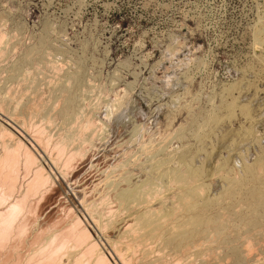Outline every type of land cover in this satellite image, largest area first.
<instances>
[{"label": "rangeland", "instance_id": "obj_1", "mask_svg": "<svg viewBox=\"0 0 264 264\" xmlns=\"http://www.w3.org/2000/svg\"><path fill=\"white\" fill-rule=\"evenodd\" d=\"M263 22L264 0H0V33L2 31L5 45L2 43L0 46V51H3L0 52V100H5L3 106L7 107L4 108V112L6 111L5 115L10 118L9 120L3 117L8 124L1 120L0 122L24 143L37 162L35 166L26 168L24 162L26 147L21 149L17 172L19 186L14 193L16 196L7 201L1 200L0 192V210L2 211L0 213L5 214L7 210L5 207L9 208L17 199L19 200L28 189L29 181L31 182L34 178V172L36 173L39 168L43 167L49 177V180L41 186L42 188L40 187L32 196L30 194L31 199L28 198L21 207V211H18L19 214L15 216V219L13 218L10 230L6 231V226L4 228L0 224L4 228L0 229V264H35L36 261L37 264H85L82 254L78 256L79 263L75 260L68 262L66 254L72 252V249L68 250L70 249L68 246H66L67 251L66 248L62 250L66 253L60 251L62 254L59 252L58 257L56 255V258H53V262L47 260L48 252L51 253L55 245L63 241L77 219L81 222L80 229L84 228L88 231L91 240L95 241L98 249L106 254L111 264H123L113 255L105 238L110 236L109 238L124 241L126 237L117 239V236H122L121 233L124 230L125 221L123 220L125 219L123 218L128 215L127 218H129L131 214L132 217L129 218L131 220L137 209L134 207V211L124 210L123 214L121 213L123 216L120 214L117 216L118 204L114 196L119 190H117V184L122 187L121 183L124 182L120 180L127 175L133 176L136 180L134 182H141L140 179L144 181L146 175L145 177L142 175L150 172L151 168V171L155 169L156 163L172 157V153L174 156V153L176 155V153L184 152L185 156L188 155L186 159L189 165L191 163L190 166H194V169L201 173L200 187H204V192L208 194L207 196L205 193L202 194L204 188H201L203 189L202 192L200 190L201 197H208L212 202L207 210L204 209L205 215L210 219L219 217L224 219L225 215L224 220H228V216L232 217L228 221L231 224L225 221L227 224L224 225V232L217 233L213 229H208L203 232L206 233L204 237L201 235L203 233H198L193 238L194 241L191 240L193 242L183 244L182 248L174 247V245L166 244L165 238L177 237L178 234L192 228L191 224H188V213L186 216V212L181 209L183 215L180 212V217L178 215L176 220H171V224L167 221L170 229L166 227L164 233L158 236L160 237L158 239H161L160 242L153 238V245H151V237L149 241L146 238V243H141V247L138 246L140 250L136 247L132 249L135 253L132 254L130 250V253L129 251L124 253V257L130 256L131 260L129 258L127 260L129 264L148 262L162 264L163 260L164 264H264V232L263 235L259 232L263 231L264 226V202L259 206L256 204L252 208L247 207L249 192L255 189L264 193V185L259 180H250L249 175L244 172L247 164L253 165L257 159L264 158ZM43 63H48V66ZM49 63L53 65L52 71ZM49 82L54 89L52 86L49 87L51 85ZM27 87L30 88L29 92ZM31 90L34 96L30 95ZM29 96H32L31 99ZM40 97L45 99L44 103ZM30 101L34 102L32 105L36 108L38 105V111L41 110V112H31L33 118H30L32 115L25 109L28 110ZM58 112L62 115L59 116ZM46 114L50 117H45ZM84 118L89 121L84 122ZM79 119H81V126L86 127L87 124V127L93 128H91L92 131L88 128L89 133H92V137L89 134L91 141L88 139L86 128L82 132L78 129L82 128ZM47 120L51 123H46ZM75 121L76 123L79 121L80 124H76ZM90 121L93 125L95 122L97 128L93 127ZM20 122L23 124L20 125ZM29 122H32L33 126ZM13 128H16L18 133ZM80 133H83V139ZM64 134L70 136L67 138ZM63 137L66 141L71 138V147L68 143L64 149L63 147L61 149L60 145L66 143ZM80 139L83 142L86 139L87 141L82 144ZM146 139L151 141L146 142ZM2 142L0 138V154L3 151ZM6 143L11 145L13 141L8 140ZM137 149H140L139 152ZM147 157L149 162H146ZM67 159L71 162L68 163ZM174 159L171 158L172 163L170 160V164L167 163L171 165L170 168L179 165L177 159ZM222 161L225 166L230 163L233 165V167L230 166L231 164L226 166L225 171L228 172L235 167L234 171L237 169L238 180L243 179L242 176H244L250 181L242 187L233 185L227 192L224 191L226 182L220 178L221 172L218 170V166L223 165ZM136 162L137 166H134ZM216 162L222 164L219 163L217 168ZM115 164L118 168L114 166ZM149 166L151 168L146 169ZM119 168L125 175L122 170L119 171ZM204 169L209 170L205 173ZM105 179L113 181V187L117 181L121 185L117 183L115 192L114 188L110 191L112 185L106 184ZM163 180L166 181V179L155 180V183L159 182L161 186L167 187V182ZM97 181L100 184H97ZM95 183L96 186H100L94 188ZM159 183H157V190ZM169 187L172 189V186H168L167 190H171ZM165 188L164 186L161 188L163 192L166 191ZM169 192L165 194L166 197L170 194L168 200L172 194H176L177 188L174 193ZM154 205L158 207L157 202ZM22 208H24L23 213ZM113 209L116 212L110 213ZM91 211L94 216L98 214L100 217L103 214L104 218L97 216L99 221L104 224L110 221V226L101 222V225L105 227L101 229L97 227L89 216ZM255 212L261 219L260 227H257L259 231L255 226H245V228L243 225V219L250 218ZM222 214H224L223 217ZM23 217H25L24 221H22ZM173 221L176 222L173 223ZM22 230H24L23 233ZM3 231L4 238H2ZM252 233H260V237H257L259 234H254L255 238L257 237L254 241L255 238L251 237ZM56 235L57 237L53 238ZM49 237L50 239L46 241ZM123 241L121 243L129 249L134 248L135 243H138L130 242V240L127 241L128 243ZM147 241L149 251L154 249L152 254L148 253V256L144 255L146 254L144 252L148 250L147 248L145 250ZM47 242L50 243L48 244L50 249ZM246 242L248 245L245 244ZM70 244L69 246L76 248V252L73 248L72 253L78 254L81 248L75 247L72 242ZM144 244L146 245L143 246ZM38 248L39 250L41 248V251H38ZM180 248L182 251L179 250ZM183 249H185V255L182 254L185 253ZM158 258L161 259L158 261Z\"/></svg>", "mask_w": 264, "mask_h": 264}, {"label": "bare ground", "instance_id": "obj_2", "mask_svg": "<svg viewBox=\"0 0 264 264\" xmlns=\"http://www.w3.org/2000/svg\"><path fill=\"white\" fill-rule=\"evenodd\" d=\"M2 19V18H1ZM6 21V20H5ZM1 22H2V20H1ZM3 22H4V20H3ZM262 24V23H261ZM261 26V25H260ZM3 27H4V25H3ZM263 27H264V22H263ZM1 28H2V26H1ZM264 29V28H263ZM262 29V30H263ZM4 30V29H3ZM262 30H260V31H262ZM264 32V31H263ZM1 33H2V31H1ZM0 33V46L2 45V43H3V39H4V36H3V34H1ZM4 33V32H3ZM30 38V37H29ZM28 38V39H29ZM27 39V40H28ZM7 42V41H6ZM17 44V43H16ZM3 45H4V43H3ZM5 46V45H4ZM34 46V45H33ZM17 48V47H16ZM2 49H3V47H2ZM35 49H36V47H35ZM45 49V48H44ZM0 50H1V48H0ZM29 50H30V48H29ZM1 52V51H0ZM3 52V51H2ZM1 52V53H2ZM29 52V51H28ZM31 52H32V50H31ZM37 52V51H36ZM30 53V52H29ZM28 53V54H29ZM31 54V53H30ZM46 54V53H45ZM49 54V53H48ZM1 55V54H0ZM24 55V54H23ZM32 55V54H31ZM51 55V54H50ZM5 56V55H4ZM37 56V55H36ZM43 56V55H42ZM41 56V57H42ZM47 56V55H46ZM44 57V56H43ZM42 57V58H43ZM39 58V57H38ZM42 58H41V60H42ZM29 59V58H28ZM40 59H39V61H41ZM32 61V60H31ZM35 61V60H34ZM38 61V60H37ZM36 61V62H37ZM52 61V60H51ZM35 62V63H36ZM48 62V61H47ZM53 62V61H52ZM42 63V62H41ZM40 64V63H39ZM38 64V65H39ZM43 64H48V63H43ZM42 64V65H43ZM53 64H54V62H53ZM46 65H44V66H46ZM49 65H50V63H49ZM60 65H61V63H60ZM48 66V65H47ZM51 66H53V65H50V70L52 71V69H51ZM57 66H58V63H57ZM56 66V67H57ZM60 67V66H59ZM63 67V66H62ZM36 68V67H35ZM38 68H39V66H38ZM42 68H44V67H42ZM47 68V67H46ZM49 69V68H48ZM54 69H55V65H54ZM43 70V69H42ZM38 71H40L39 69H38ZM56 71H57V69H56ZM69 71V70H68ZM34 72V71H33ZM43 71H41V73H42ZM47 72V71H46ZM54 72V71H53ZM60 73H61V71H59ZM36 73H37V71H36ZM54 73H56V72H54ZM26 75V74H25ZM42 75V74H41ZM57 75H59V74H57ZM24 76V75H23ZM52 76H53V74H52ZM63 76V75H62ZM27 77V76H26ZM55 77V76H54ZM71 77V76H70ZM29 78V77H28ZM52 78V77H51ZM56 78H58L57 76H56ZM69 78V77H68ZM21 79H22V77H21ZM20 78H19V80H21ZM54 79V78H53ZM63 79V78H62ZM24 80V79H23ZM28 80V79H27ZM31 80H32V78H31ZM69 80V79H68ZM68 80H66L67 82H69ZM57 81V80H56ZM17 82V81H16ZM21 82H22V80H21ZM20 82V83H21ZM32 82L33 83H35L33 80H32ZM58 82V81H57ZM54 83V82H53ZM23 84V83H22ZM36 84H37V82H36ZM49 84H51L49 87H51L52 86V83L51 82H49ZM25 85V84H24ZM46 85H47V83H46ZM58 85H60V84H58ZM66 85H68L69 86V84H66ZM71 85V84H70ZM53 87V86H52ZM57 87V86H56ZM55 87V88H56ZM67 87V86H66ZM10 88V87H9ZM28 88V92H29V87H27ZM40 88H42V87H40ZM8 89V88H7ZM48 89V88H47ZM53 89H54V87H53ZM26 90V89H25ZM45 90H46V88H45ZM52 90V89H51ZM41 91H42V89H41ZM63 91V90H62ZM27 92V91H26ZM43 92V91H42ZM31 93H33V91L31 90L30 91V95H33L34 96V94H31ZM38 93V92H37ZM45 93H47V92H45ZM28 94V93H27ZM44 93H42V95H43ZM39 95H41V94H39ZM118 95V94H117ZM37 96V95H36ZM47 96V95H46ZM30 97V96H29ZM32 97V96H31ZM31 97H30V99H31ZM8 98H9V95H8ZM12 98V97H11ZM41 98V97H40ZM40 98H39V101H41L40 100ZM50 98V97H49ZM35 99V98H34ZM42 99V102H43V100H45V99H43V98H41ZM61 99V98H60ZM19 100V99H18ZM17 100V101H18ZM24 100V99H23ZM28 100V99H27ZM5 101V100H4ZM4 101L3 100H0V120H1V122H3V123H7L8 124V121L6 122L5 121V119H3V117H5L6 119H9L10 120V118H7V116L5 115L6 113V111L4 112V108H6V107H4L3 106V103H4ZM50 101V100H49ZM59 101V100H58ZM61 101V100H60ZM71 101V100H70ZM22 102V101H21ZM25 102V101H24ZM31 102V101H30ZM46 102V101H45ZM6 103H7V100H6ZM6 103L4 104V105H6ZM23 103V102H22ZM28 103H29V100H28ZM34 102H31L30 103V105H32ZM44 103V102H43ZM42 103V104H43ZM54 103V102H53ZM115 104V103H114ZM8 105V104H7ZM28 105V104H27ZM30 105H28L29 106V108H28V110H27V108H25L26 109V111H28V112H30V114L32 115V113H34L33 111H35V113L36 112H41V110H39L38 111V105H36L37 106V108L35 107V106H30ZM35 105V104H34ZM27 106V107H28ZM69 106V105H68ZM121 106V105H120ZM244 106V105H243ZM1 107H3V108H1ZM15 107H16V105H15ZM18 107H19V105H18ZM33 107V108H32ZM105 107V106H104ZM245 107V106H244ZM243 107V108H244ZM43 108V107H42ZM69 108V107H68ZM106 108V107H105ZM242 108V107H241ZM40 109V108H39ZM245 109V108H244ZM248 109V108H247ZM43 110V109H42ZM48 110V109H47ZM79 110V109H78ZM64 110H62V112H63ZM69 111V110H68ZM103 111V110H102ZM246 112H247V110H245ZM16 112V111H15ZM21 112V111H20ZM27 112V113H28ZM32 112V113H31ZM57 112V111H56ZM70 112V111H69ZM43 113V118H44V111L42 112ZM42 113H41V115H42ZM45 113H46V111H45ZM60 113H61V110H60ZM48 114V113H47ZM47 114L45 115V117H50V116H47ZM50 114V113H49ZM56 114V113H55ZM247 114H248V112H247ZM23 115V114H22ZM30 115V116H31ZM52 115V114H51ZM54 115V114H53ZM58 115H59V112H58ZM62 114H60L59 116H61ZM64 115V114H63ZM85 115V114H84ZM178 115V114H177ZM12 116V115H11ZM29 116V115H28ZM29 116V117H30ZM34 116H35V118L37 119L38 118V116H36L35 114H34ZM64 116H66V115H64ZM100 116V115H99ZM99 116H98V118H99ZM55 117V116H54ZM86 117V116H85ZM17 118H19V117H17ZM26 118V117H25ZM30 118H33V115H32V117H30ZM41 118V117H40ZM75 118H79V116L78 117H76L75 116ZM92 118V117H91ZM97 118V117H96ZM97 118V119H98ZM42 119V118H41ZM46 119V118H45ZM49 119V118H48ZM76 119V120H77ZM82 119V118H81ZM81 119H79L80 120V123H81ZM85 119V118H84ZM192 119V118H191ZM13 120V119H12ZM17 120V119H16ZM25 120V119H24ZM32 120V119H31ZM30 120V121H31ZM38 120H39V118H38ZM38 120H35V121H38ZM100 120H101V118H100ZM194 120V119H193ZM23 121V120H22ZM41 121V120H40ZM45 121V120H44ZM64 121V120H63ZM83 121V120H82ZM87 121V119H85V121L84 122H86ZM89 121V120H88ZM87 121V122H88ZM0 122V138H1V142H2V140H3V142H2V147H3V151H2V153L0 154V192H1V200H10L11 198H13V196L15 195L14 193H15V191H16V187L17 186H19V185H17L18 183H17V172H18V166H19V156L21 155H19V153H20V151H21V149H23L24 147H26V146H24V143H22V141L21 140H19L18 139V137L12 132V131H10L8 128H6L2 123ZM32 122L34 123V121L32 120ZM31 122V123H32ZM49 122L51 123V121L50 120H47V122L46 123H48L49 124ZM91 122L92 121H90L89 123L91 124ZM24 123H26L25 121H24ZM30 123V122H29ZM30 123V124H31ZM72 123H73V121H72ZM75 123H76V121H75ZM77 123H79V121L77 122ZM76 123V124H77ZM79 123V124H80ZM88 123V125H90ZM20 125H22L21 124V122L19 123ZM38 124V123H37ZM39 124H40V122H39ZM41 124H42V121H41ZM84 124V123H83ZM109 124V123H108ZM25 125V124H24ZM32 126H33V124H31ZM82 125V123L80 124V126ZM91 125H93V123L91 124ZM10 126V125H9ZM30 126V125H29ZM42 126V125H41ZM86 127H84V126H81L82 128H78L79 127V125H78V129L80 130L81 129V132L83 131V129L84 128H86L87 129V131H86V133H88V139L91 141V139H90V137H92V133L90 132L89 133V131H88V128H89V130L90 131H92L91 130V126L89 127H87V124L85 125ZM95 126V122H94V125H93V127ZM13 127V126H12ZM36 127V126H35ZM96 127V126H95ZM136 127V126H135ZM77 128H76V131H77ZM97 128V127H96ZM96 128H95V130H96ZM101 128H103V127H101ZM14 130H15V132H17L18 133V130H16V128H13ZM41 129H42V127H41ZM75 129V128H74ZM93 129V128H92ZM40 130V129H39ZM38 130V131H39ZM129 130V129H128ZM41 131V130H40ZM98 131V130H97ZM100 131V133H101V129L99 130ZM98 131V132H99ZM121 131V130H120ZM143 131V130H142ZM80 132V131H79ZM84 132H85V130H84ZM96 132V131H95ZM123 132V131H122ZM147 132V131H146ZM198 132V131H197ZM253 132V131H252ZM71 133V132H70ZM85 133V134H86ZM97 133V132H96ZM188 133V132H187ZM36 134V133H35ZM39 134V133H38ZM57 134V133H56ZM78 134V133H77ZM89 134L91 135L90 137H89ZM126 134V133H125ZM251 134V133H250ZM46 135V134H45ZM65 135V137H67L68 138V136H70V135H67L66 136V134H64ZM75 135H76V133H75ZM75 135H73L74 137H75ZM80 135H81V138H82V135H83V133H80ZM80 135H77V136H80ZM94 135V134H93ZM131 135V134H130ZM129 135V136H130ZM142 135V134H141ZM176 135V134H175ZM252 135V134H251ZM35 136V135H34ZM47 136V135H46ZM115 136V135H114ZM32 137H33V135H32ZM49 137V136H48ZM47 137V138H48ZM58 137V136H57ZM61 137V136H60ZM65 137H63V138H65ZM86 137H87V134H86ZM140 137V136H139ZM256 137H257V135H256ZM31 138V137H30ZM50 138V137H49ZM53 138V137H52ZM70 138V137H69ZM84 138V137H83ZM82 138V139H83ZM124 138V137H123ZM149 138V137H148ZM151 138V137H150ZM258 138V137H257ZM32 139V138H31ZM58 139H59V137H58ZM72 139H73V137H72ZM79 139V138H78ZM82 139H80L81 141H80V143H84L85 141H87V139L86 140H84V142H83V140ZM93 139V138H92ZM98 139V138H97ZM135 139V138H134ZM137 139V138H136ZM245 139V138H244ZM248 139V138H247ZM13 141V143L11 144V145H9V144H7L6 143V141ZM64 140V139H63ZM153 140V139H152ZM46 141V140H45ZM68 141V142H67ZM66 141V138H65V141L64 142H66L65 143V145L63 144V145H60V147H61V149H62V147H63V149H64V146L66 147V145H68V143H70V141H71V138L69 139V140H67ZM74 141V140H73ZM128 141V140H127ZM148 141L150 142L151 140L150 139H148ZM147 141V139H146V142H148ZM168 141V140H167ZM184 141H186V140H184ZM60 142H61V140H60ZM72 142V141H71ZM93 142V141H92ZM97 142V141H96ZM116 142V141H115ZM131 142V141H130ZM142 142V141H141ZM145 142V144H147ZM155 142V141H154ZM56 143V142H55ZM58 143H59V140H58ZM63 143V142H62ZM61 143V144H62ZM87 143H89V142H87ZM140 143V142H139ZM156 143V142H155ZM166 143V142H165ZM170 143V142H169ZM47 144H49V142L47 143ZM71 144L72 143H70L69 145H70V147H71ZM119 145H121L120 143H118ZM136 144V143H135ZM144 144V143H143ZM40 145V144H39ZM126 145H127V142H126ZM130 145H131V143H130ZM160 145V144H159ZM164 145V144H163ZM189 145H191V144H189ZM86 146V145H85ZM91 146V145H90ZM141 146V145H140ZM46 147H48L47 145H46ZM55 147V146H54ZM112 147V146H111ZM121 147V146H120ZM132 147V146H131ZM149 147V146H148ZM168 147H169V145H168ZM118 148V147H117ZM124 148V147H123ZM135 148V147H134ZM140 148V147H139ZM174 148V147H173ZM178 148V147H177ZM185 147H183V149H184ZM46 149V148H45ZM57 149V148H56ZM55 149V150H56ZM59 149V148H58ZM91 149V148H90ZM95 149V148H94ZM130 149V148H129ZM156 149H158V148H156ZM203 149V148H202ZM233 149H235V148H233ZM47 150V149H46ZM72 150V149H71ZM78 150V149H77ZM86 150V149H85ZM101 150V149H100ZM109 150V149H108ZM138 150V152H139V150L140 149H137ZM147 150H148V148H147ZM152 150H153V148H152ZM161 150L163 151V149L161 148ZM164 150H166V149H164ZM178 150V149H177ZM182 150V149H181ZM188 150V149H187ZM61 151V150H60ZM83 151V150H82ZM106 151V150H105ZM101 152V151H100ZM135 152H137L136 150H135ZM153 152V151H152ZM154 152H156V151H154ZM181 152V151H180ZM230 152H231V150H230ZM48 153V152H47ZM46 153V154H47ZM55 153V152H54ZM56 153H57V151H56ZM72 153V152H71ZM81 153V152H80ZM97 153V152H96ZM105 153V152H104ZM106 153H108V151L106 152ZM120 153H121V151H120ZM128 153V152H127ZM166 153V152H165ZM172 153V152H171ZM185 153V152H184ZM184 153H182V154H177L176 153V155H175V153H174V156H173V153H172V157L170 156V157H168V158H166V159H162L160 162H158V163H156V166L157 167H155L154 166V168L155 169H153L152 171H151V167L149 166V168H146V169H150V172L148 171V172H146V174H143L142 172V176H144L145 177V175H146V180H144V181H142V179H140L141 180V182H134V181H136V180H134V178H133V176H131L133 179H131V177H129L128 175L127 176H125L124 178L122 177V180H120V181H122V182H124V183H121V184H123L122 185V187H119L118 186V184L117 183H119L120 184V182L119 181H117V183L115 182V186L113 187V181H106V179H105V182H106V184H109L111 187H112V189L110 190V191H112L113 190V188H114V192H115V187H116V184H117V193L114 195L115 197H116V201H117V204H118V209H116V210H118L117 211V216H118V214H120V216H123L122 214H123V211L124 210H129V209H131V210H133L134 211V207L137 209V211H136V213L135 214H133L134 216H133V218L131 219V220H129V218H131L132 217V215L130 214V217L129 218H127L128 216H126V218L124 217L123 219H125V220H123V221H125V226H124V230H122V236H117V239L118 238H123V237H126V238H128V240H125L124 238V241H129L130 240V242H138V243H135L136 244V246L133 248L132 246H130V247H132L131 249H129L128 248V246H126V245H123L121 242L123 241H121V239H120V241H119V239L118 240H116V239H112V238H109V237H107V238H105V240H106V243H107V245H108V247H109V249L111 250V252L113 253V255H115V257H117L120 261H121V263H123V264H127V260H128V258L130 257L129 255L125 258L124 257V253H126V252H128L129 251V253H130V250L132 251V249H135L136 247H138L139 245H140V247H141V243H144L145 241H146V238H148V241H149V237H151V240L154 238H156L157 239V241L158 242H160V240L161 239H158V238H160V237H158L160 234H163L164 233V231L166 230V227H168L169 225H167V221H170V223L169 224H171V220H176V217H178V215H179V213L181 212L182 213V210L183 211H185L186 212V216H187V213H188V215H189V219H188V224H191V226H192V228H191V230H187L186 232H183V233H180V234H178L177 235V237H174V238H171V237H167V238H165V243L166 244H169V245H174V247L176 246V247H180L181 246V248H182V245L183 244H185V243H189L194 237H195V235H197L198 233H203V232H205V231H207L208 229H213L215 232H217V233H222V232H224L223 231V229L225 228V221H227V223H230V222H228L229 221V219L231 218L232 219V217H229L228 216V220H224L225 219V217H226V215H225V217H224V219H222L221 217H219V218H215V219H210V218H208L206 215H205V213H204V209L206 208V210H207V208L211 205V200H209V198L207 197V198H202L201 197V195H200V190H201V188H204V187H200V183H202L201 181L199 182V179H200V177H201V173L197 170V169H194V166L193 167H191L190 165H192L191 163H190V165H189V163H188V160L186 159V157L188 156H185L184 155ZM60 154V153H59ZM134 154V153H133ZM136 154V153H135ZM139 154V153H138ZM144 154V153H143ZM146 154V153H145ZM157 154V153H156ZM211 154V153H210ZM75 155V154H74ZM86 155V154H85ZM115 155V154H114ZM129 155V154H128ZM149 155V154H148ZM153 155V154H152ZM232 155V154H231ZM24 156H25V164H26V168H29L28 166H35V163H37L36 162V158H35V156L27 149V147H26V149H25V151H24ZM46 156V155H45ZM135 156V155H134ZM139 156V155H138ZM193 156V155H192ZM210 156V155H209ZM49 157V156H48ZM54 157V156H53ZM56 157V156H55ZM73 158V157H72ZM108 158V157H107ZM128 158H129V156H128ZM127 158V159H128ZM171 158H175V159H177V163L179 164L177 167H175V165H174V167L172 166V168H170L169 166H171V165H168V164H170L169 163V160H170V162H171ZM209 158V157H208ZM231 158V157H230ZM229 158V160L231 161V159ZM89 159V158H88ZM123 159H124V157H123ZM131 159H133V157H131ZM142 159H143V157H142ZM147 160H146V162H149L150 160H149V157H147L146 158ZM151 159H152V156H151ZM174 159V160H175ZM57 160V159H56ZM58 160H59V157H58ZM66 160V159H65ZM78 160V159H77ZM109 160V159H108ZM126 160V159H125ZM149 160V161H148ZM228 160V161H229ZM236 160V159H235ZM238 160V159H237ZM67 161H68V159H67ZM70 162H71V160H69ZM69 161H68V163H69ZM81 161V160H80ZM121 161H122V159H121ZM128 161V160H127ZM132 161V160H131ZM58 162V161H57ZM100 162V161H99ZM105 162V161H104ZM125 162V161H124ZM172 162H173V159H172ZM171 162V163H172ZM194 162V161H193ZM223 162V165H219V163H217L216 162V167H217V165H219L218 167H219V171L221 172V174H220V178H222V180H224V182H226L227 183V187H226V183H225V190L224 191H228L233 185H237V186H240V187H242V186H244L245 184H246V182L247 181H250V180H259L263 185H264V158H260V159H257L256 160V162H255V164H253V165H250V163L249 164H247L245 167H244V172H245V174H247V175H249V178H250V180L249 179H245L244 178V176H242L243 175V172H242V175H240V176H242V178L243 179H241V180H238L237 179V169H236V171H234L235 170V167H234V169H232V170H230V171H225V169L227 168L226 166H229L230 164H228V165H224V161H222ZM103 163V162H102ZM106 163V162H105ZM118 163V162H117ZM116 163V164H117ZM126 163V162H125ZM132 163V162H131ZM168 163V164H167ZM213 163V162H212ZM232 163H233V161H232ZM59 164V163H58ZM67 164V163H66ZM116 164L114 165L115 167H116ZM120 164H122V163H120ZM175 164V163H174ZM220 164H222V163H220ZM225 164H226V161H225ZM69 165V164H68ZM67 165V166H68ZM104 165V164H103ZM137 166V162L134 164V166ZM139 165V164H138ZM200 165V164H199ZM53 166V165H52ZM64 166V165H63ZM92 166V165H91ZM114 166H113V169H114ZM121 166V165H120ZM125 166V165H124ZM140 166V165H139ZM138 166V168H141V167H139ZM197 166V165H196ZM230 166H232L233 167V165L231 164ZM41 167V166H40ZM88 167V166H87ZM107 167V166H106ZM110 167V166H109ZM108 167V168H109ZM217 167V168H218ZM39 168V167H38ZM116 168H118V165H117V167ZM122 168V167H121ZM119 168L120 170V172H121V170L122 169H124V168ZM213 169H214V167H212ZM231 168V167H230ZM64 169V168H63ZM110 169V168H109ZM211 169V168H210ZM61 170H62V168H61ZM102 170V169H101ZM125 170V169H124ZM132 169H130V171H131ZM143 170V169H142ZM141 169H140V171H142ZM200 170V169H199ZM206 170H209V169H206ZM206 170L204 169V171H205V173H206ZM240 170H242V169H240ZM25 172H26V169L24 170ZM63 171V170H62ZM111 171V170H110ZM118 171V172H119ZM127 171H129V169L127 170ZM133 171V170H132ZM144 171V170H143ZM58 172V171H57ZM61 172V171H60ZM104 172V171H103ZM240 172V171H239ZM238 172V174H240ZM102 173V171L100 172V174ZM114 173V172H113ZM116 173V172H115ZM122 173H123V170H122ZM63 174V173H62ZM95 174V173H94ZM124 174V173H123ZM122 174V175H123ZM129 174V173H128ZM131 174V173H130ZM105 175V174H104ZM118 175V174H117ZM125 175V174H124ZM138 175V174H137ZM140 175V174H139ZM214 175V174H213ZM216 175V174H215ZM214 175V176H215ZM112 176V175H111ZM141 176V175H140ZM204 176H207V175H204ZM216 176H218V175H216ZM236 176V177H235ZM103 177V176H102ZM137 177V176H136ZM136 177H135V179H136ZM32 178V177H31ZM109 178V180H110V176L108 177ZM107 178V179H108ZM118 178V177H117ZM138 178H139V176H138ZM207 178V177H206ZM209 178V177H208ZM207 178V179H208ZM65 179V178H64ZM113 179H114V176H113ZM112 179V180H113ZM119 179V178H118ZM162 179H166V181L165 180H163L164 182H167V184H168V186H172V189H171V187H169L171 190H167L168 189V186L166 187V185H163L164 186V188H165V190L167 191H165V192H163V190L161 189V188H163V186H161V184L159 183V182H157V183H159V188H160V191H159V188H158V190H157V187H158V184L157 183H155V180L156 181H158V180H162ZM203 179V178H202ZM205 179V178H204ZM47 180H49V177H48V175H47V173H45L44 172V170H43V167L42 168H39L37 171H36V173L34 172V178L32 179V181L30 182L29 181V186H28V189L24 192V194H22V196L19 198V200L17 199L18 198V196H17V200L12 204V205H10L9 206V208L6 206L5 208H7V210H6V212H7V215H6V212H5V214H3V213H0V224H2V226H4V228H5V226H6V231H7V229H9L10 227H12V223H13V218L15 219V216H17V214H19V212L18 211H21V207L23 206V204H25L26 202H27V200H28V198H30L29 196H30V194H31V196H32V194L34 193V192H36L41 186H43V184H45V181L47 182ZM104 180V179H103ZM103 180H101V181H103ZM133 180V181H132ZM116 181V180H115ZM202 181H205V180H202ZM83 182V181H82ZM89 182V181H88ZM104 182V181H103ZM207 182H208V180H207ZM223 182V181H222ZM223 182V183H224ZM100 184V182H98L97 181V184ZM204 183V182H203ZM253 183V182H252ZM120 184V185H121ZM162 184H163V182H162ZM21 185V184H20ZM93 185V184H92ZM95 185V187L94 188H96V187H99L100 185H98V186H96V183L94 184ZM108 185V186H109ZM154 185V186H153ZM173 185H175V187L173 188ZM204 185H205V183H204ZM211 185V184H210ZM110 186H109V189H110ZM153 186V187H152ZM156 186V188H154ZM222 186H224V184L222 185ZM21 187V186H20ZM104 187V186H103ZM42 188V187H41ZM46 188V187H45ZM101 188V187H100ZM108 188V187H107ZM175 188H177V192H176V194L174 193L175 192ZM19 189V188H18ZM82 189V188H81ZM91 189H92V187H91ZM104 189V188H103ZM40 190H42V189H40ZM97 190V189H96ZM102 190V189H101ZM107 190V189H106ZM172 190H174L173 192H172ZM203 190V189H202ZM202 190H201V192H202ZM93 191H95V189L93 190ZM98 191V190H97ZM109 191V193H111ZM162 191V192H161ZM168 191H170L169 193H174V194H172L171 195V197L169 198V200H168V197L170 196V194L168 195V197H166L165 196V194L167 195V193H168ZM205 188H204V190H203V192H202V194H204L205 192ZM90 192H91V190H90ZM95 193V192H94ZM98 193V192H97ZM207 193V192H206ZM205 193V196H207L208 194H206ZM219 193V192H218ZM17 194V193H16ZM35 194V193H34ZM90 194V193H89ZM103 194V193H102ZM217 194V193H216ZM216 194H215V197H216ZM16 196V195H15ZM84 196V195H83ZM96 196H97V194H96ZM101 196V195H100ZM100 196H99V198H100ZM212 196V195H211ZM214 196V195H213ZM218 196V195H217ZM84 197H86V195L84 196ZM90 197V196H89ZM103 197V196H102ZM107 197V196H106ZM204 197V196H203ZM95 198V197H94ZM31 199V198H30ZM96 199V198H95ZM95 199H94V201H95ZM102 199V198H101ZM112 199H113V196H112ZM233 200V199H232ZM85 201V200H84ZM5 202V201H4ZM83 202V201H82ZM98 201H96V203H97ZM115 202V201H114ZM157 202V205H158V207H156L155 205H154V203H156ZM264 202V193H262L261 191H259V190H255V189H252L250 192H249V201H248V203H249V205L247 206V207H251L252 208V206L253 205H258L259 206V204H261L262 205V203ZM95 203V204H96ZM231 203V202H230ZM239 203V202H238ZM237 203V204H238ZM90 204V203H89ZM88 204V205H89ZM200 204L202 205V206H200ZM7 205H9V204H7ZM113 205V204H112ZM27 206V205H26ZM239 206V205H238ZM258 206H255V207H258ZM25 207V206H24ZM83 207V206H82ZM91 208V207H90ZM93 208V207H92ZM98 208V207H97ZM96 208V209H97ZM116 208H117V205H116ZM133 208V209H132ZM23 209L24 208H22V213H23ZM49 209V208H48ZM67 209V208H66ZM95 209V210H96ZM182 209V210H181ZM247 209H249V208H247ZM68 210V209H67ZM102 210H103V208H102ZM130 210V211H131ZM1 211V210H0ZM4 211V210H3ZM86 211H87V209H86ZM90 211V210H89ZM88 211V212H89ZM105 211H107V210H105ZM256 211V210H255ZM2 212V211H1ZM100 212V211H99ZM112 212H116V211H114V209L110 212V213H112ZM206 212V211H205ZM92 211L89 213L90 215V217H91V219H92V221H93V223L97 226V227H99L100 229L103 227H105L104 225H108L109 224V226H110V221L108 222V224H104V222H102V221H99V219H98V217H99V215L97 214V216H96V214H95V216H94V213H92ZM122 213V214H121ZM126 213V212H125ZM207 214H208V212H206ZM29 214V213H28ZM100 214V213H99ZM106 214V213H105ZM185 214V213H184ZM6 215V216H5ZM65 215V214H64ZM72 215H73V213H72ZM103 215V214H102ZM100 216L101 218H104L103 216ZM110 215V214H109ZM112 215V214H111ZM182 215H183V213H182ZM181 215V216H182ZM223 215L224 214H222V217H223ZM26 216H27V214H26ZM116 216V215H115ZM19 217H20V215H19ZM99 217V218H100ZM106 217H107V215H106ZM179 217H180V215H179ZM182 217H184V216H182ZM21 218V217H20ZM24 218L25 217H23V220L22 219H20V221L22 220V221H24ZM31 218H33V217H31ZM112 218V217H111ZM120 218V217H119ZM28 219V218H27ZM107 219V218H106ZM126 219H128V221H126ZM17 221H18V219H16ZM67 220V219H66ZM70 220V219H69ZM72 220V219H71ZM113 220V219H112ZM115 220H116V218H115ZM178 220V219H177ZM260 218L258 217V215H256V212L250 217V218H247V219H243V225H244V227L246 226V227H252V226H255L256 227V229H257V227H260V224H261V222H260ZM21 221V222H22ZM26 221V223H27V220H25ZM32 221V220H31ZM74 221H76V219H74ZM15 222V221H14ZM36 222V221H35ZM101 222H102V224H104L103 226L101 225ZM106 222V221H105ZM113 222H114V220H113ZM115 222H117L118 223V221H115ZM174 222H176V221H173V223ZM92 223V224H93ZM226 223V224H227ZM14 224H16V223H14ZM81 224V222L77 219V221L76 222H74V225H72L71 226V228L68 230V234L66 235V237L63 239V241L61 242V243H59V245H57L56 243V245H55V248L54 249H52V251H51V253L50 252H48V254L47 253H45V255L47 254V257H48V255H49V257H48V261H51V262H53V258L55 257L56 258V255L57 254H59V252L60 251H62L64 248H66V251H67V247L66 246H68V248L70 247V249H68V250H71L72 249V252H73V248L74 247H71L72 245L70 244V242H72V244L75 246V247H79V248H81V250L80 249H78V251H79V253L78 254H75V253H72V252H69L68 254H66L67 256H68V262L70 263L71 261H77V263H79L78 262V256H80L79 254H82L81 255V257H83L82 259H85V260H83L84 262H85V264H111L110 262H109V258H107V256H106V254L104 253V252H102V250H99L98 249V247H97V244L96 243H94L92 240H91V236H90V234L88 233V231L87 230H85L84 228H81L80 229V227H79V225ZM123 224V225H124ZM231 224V223H230ZM20 225V224H19ZM46 225V224H45ZM48 225V224H47ZM49 225H51V224H49ZM173 225V224H172ZM2 226H0V229H2L3 227ZM14 226V225H13ZM17 226V225H16ZM25 226H26V224H25ZM85 226V225H84ZM87 227V226H86ZM113 227H115V226H113ZM194 227V228H193ZM245 227V228H246ZM3 228V229H4ZM15 228H17V227H15ZM26 228V227H25ZM31 228V227H30ZM50 228V227H49ZM62 228V227H61ZM106 228H107V226H106ZM106 228H105V230H106ZM45 229H46V227H45ZM108 229V228H107ZM168 229H170L169 227H168ZM233 229V228H232ZM259 229V228H258ZM257 229V230H258ZM10 230V229H9ZM55 230H58V229H55ZM104 230V229H103ZM111 230H113V229H111ZM117 230V229H116ZM119 230V229H118ZM175 230V229H174ZM246 230V229H245ZM256 230V231H257ZM260 230H261V228H260ZM6 231H5V233H6ZM23 231L24 230H22L21 232L23 233ZM29 231V230H28ZM41 231V230H40ZM54 231V230H53ZM102 231V230H101ZM107 231V230H106ZM114 231V230H113ZM213 231V232H214ZM230 231V230H229ZM255 231V232H256ZM259 231V230H258ZM257 231V232H258ZM1 232V231H0ZM9 232V231H8ZM15 232V231H14ZM20 232V231H19ZM32 232V231H31ZM67 232V231H66ZM121 232V231H120ZM259 232H262V234L261 235H263V232H264V226H263V231H259ZM18 233V232H17ZM52 233V232H51ZM58 233V232H57ZM116 233H118V231L116 232ZM115 233V234H116ZM36 234H37V232H36ZM36 234H35V236H36ZM43 234V233H42ZM106 234H107V232H106ZM204 234H206V233H203V234H201L202 235V237H204L203 235ZM210 234V233H209ZM253 234V233H252ZM255 234V233H254ZM253 234V235H254ZM257 234H259V235H257ZM257 234H255V235H257V237H260V233H257ZM19 235V234H18ZM25 235V234H24ZM58 235V234H57ZM57 235L56 236H54L53 238H56L57 237ZM109 235V234H108ZM120 235V234H119ZM211 235V234H210ZM240 235V234H239ZM249 235V234H248ZM251 236V237H253V239L255 238V235L254 236ZM10 236V235H9ZM34 236V237H35ZM161 236V235H160ZM206 236V235H205ZM209 236V235H208ZM208 236H207V238H208ZM1 237H2V233H1ZM6 237V236H5ZM39 237V236H38ZM52 237V236H51ZM242 237H243V235H242ZM246 237H247V235H246ZM246 237H245V239H246ZM256 237V238H257ZM2 238H4V231H3V237ZM2 238H1V240H2ZM9 238H11V236L9 237ZM20 238H21V234H20ZM19 238V239H20ZM24 238H25V236H24ZM164 238V237H163ZM255 238V240L254 241H256L257 239ZM18 239V238H17ZM46 239V238H45ZM48 239H50V237L49 238H47V240L46 241H48ZM52 239V238H51ZM58 239H59V236H58ZM244 239V238H243ZM25 240V239H24ZM44 240V239H43ZM55 240V239H54ZM62 240V239H61ZM70 240V241H69ZM150 240V241H151ZM248 240V239H247ZM263 240H264V235H263ZM15 241H16V238H15ZM50 241V240H49ZM123 241V242H124ZM147 241V245L146 244H144L143 246H145L146 245V247H145V250H147L146 252H144L145 250L143 249L142 251L144 252V253H146V254H144V255H149L148 253L150 252L151 254H152V250H154V249H150L151 251H149V248L147 247V246H149V242ZM156 241V242H157ZM162 241H164V239L162 240ZM193 241H194V239H193ZM193 241H191V242H193ZM242 241V240H241ZM249 241V240H248ZM24 242H26V241H24ZM34 243H35V241H33ZM53 242V241H52ZM56 242H57V239H56ZM58 242H59V240H58ZM129 242V243H130ZM139 242H140V244H139ZM155 242V243H156ZM252 242H253V240H252ZM260 242V241H259ZM71 245V246H69V244ZM128 243V242H127ZM146 243V242H145ZM154 243V244H155ZM212 243V242H211ZM250 243H251V240H250ZM46 244V243H45ZM50 245V243H48L47 242V245ZM132 244V243H131ZM191 244V243H190ZM245 244H247L248 245V243L246 242ZM255 244H257V243H255ZM254 244V245H255ZM1 245V244H0ZM41 245V244H40ZM47 245H45V246H47ZM48 245V246H49ZM129 245V244H128ZM151 245H153V240H152V244ZM159 245V244H158ZM192 245V244H191ZM199 245H200V243H199ZM251 245H253V244H251ZM26 246V245H25ZM34 246V245H33ZM43 247H44V244L42 245ZM142 246V247H143ZM155 246V245H154ZM185 246H187V245H185ZM215 246V245H214ZM245 247H247L246 245H244ZM244 246H243V248H244ZM15 247V246H14ZM32 247V246H31ZM52 247H53V245H52ZM140 247H138V249L137 250H140L139 248ZM157 247V246H156ZM189 247V246H188ZM30 248V247H29ZM34 248V247H33ZM49 249H50V246L48 247ZM147 248V249H146ZM154 248V247H153ZM160 248V247H159ZM181 248L179 249V250H181ZM187 248V247H186ZM249 248H251V247H249ZM10 249V248H9ZM13 249V248H12ZM76 248H74V250H75ZM214 249V248H213ZM247 249V248H246ZM253 249V248H252ZM15 250V249H14ZM46 250H47V248H46ZM185 249H183V252H185L184 251ZM210 250V249H209ZM251 250V249H250ZM35 251H37V250H35ZM38 251H41V248H40V250H39V248H38ZM44 251V250H43ZM48 251V250H47ZM66 251H62V253H66ZM182 251V250H181ZM187 251V250H186ZM188 251H190V249L188 250ZM187 251V252H188ZM243 251H244V249H243ZM248 251V250H247ZM44 252H46V251H44ZM75 252H76V250H75ZM157 252V251H156ZM156 252H155V254H156ZM214 251L212 250V253H213ZM38 253V252H37ZM41 253V252H40ZM61 253V252H60ZM61 253V254H62ZM133 253H135V251H132V254ZM211 253V252H210ZM27 254V253H26ZM44 254V253H43ZM131 254V255H132ZM137 254V253H136ZM179 254V253H178ZM182 254H186V252L185 253H182ZM189 254V253H188ZM204 254V253H203ZM214 254V253H213ZM244 254V253H243ZM37 255H39V254H37ZM36 255V256H37ZM44 255V257H46ZM142 255V254H141ZM251 255V254H250ZM18 256V255H17ZM34 256H35V254H34ZM63 256H65L64 254H63ZM62 256V257H63ZM151 256V255H150ZM175 256H177V255H175ZM248 256V255H247ZM57 257H58V255H57ZM77 257V258H76ZM142 257V256H141ZM213 257V256H212ZM252 257V256H251ZM59 258H60V256H59ZM146 258V257H145ZM149 257H147V259H148ZM79 259H80V257H79ZM130 259V258H129ZM144 259V258H143ZM143 259H141V260H143ZM159 259H161V258H158L157 260L159 261ZM168 259V258H167ZM166 259V260H167ZM176 259H178V258H176ZM7 260V259H6ZM21 260V259H20ZM131 260V259H130ZM146 260V259H145ZM181 260H182V258H181ZM189 261H190V259H188ZM5 261V260H4ZM80 261H82V260H80ZM153 261V260H152ZM151 261V262H152ZM175 261V260H174ZM143 262V261H142ZM146 262H148L147 260H146ZM150 262V263H151ZM239 262H240V260H239ZM12 263V262H11ZM22 263V262H21ZM32 263V262H31ZM73 263V262H72ZM130 262H128V264H129ZM26 264H28V263H26ZM35 264H37V261H36V263ZM49 264V263H48ZM145 264H149V262L148 263H145ZM153 264V263H152ZM159 264H161V263H159ZM162 264H164V260H163V263ZM185 264V263H184Z\"/></svg>", "mask_w": 264, "mask_h": 264}]
</instances>
